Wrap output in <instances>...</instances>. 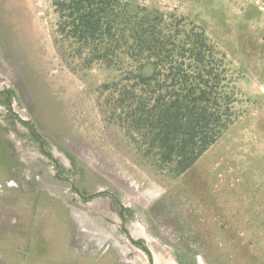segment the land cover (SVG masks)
<instances>
[{
	"label": "rangeland",
	"instance_id": "obj_1",
	"mask_svg": "<svg viewBox=\"0 0 264 264\" xmlns=\"http://www.w3.org/2000/svg\"><path fill=\"white\" fill-rule=\"evenodd\" d=\"M122 1L205 30L236 120L156 169L114 117L123 71L84 66L52 0H0V264H264V0Z\"/></svg>",
	"mask_w": 264,
	"mask_h": 264
},
{
	"label": "trees",
	"instance_id": "obj_2",
	"mask_svg": "<svg viewBox=\"0 0 264 264\" xmlns=\"http://www.w3.org/2000/svg\"><path fill=\"white\" fill-rule=\"evenodd\" d=\"M58 32L91 67L123 71L113 114L156 169L178 177L235 122L238 101L225 52L205 30L122 0H52ZM150 71H147V70ZM148 252V250H146Z\"/></svg>",
	"mask_w": 264,
	"mask_h": 264
}]
</instances>
